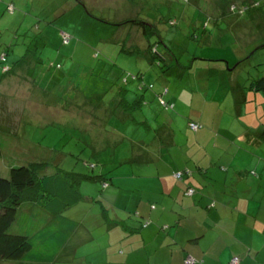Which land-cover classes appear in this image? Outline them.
<instances>
[{"label": "rangeland", "instance_id": "obj_1", "mask_svg": "<svg viewBox=\"0 0 264 264\" xmlns=\"http://www.w3.org/2000/svg\"><path fill=\"white\" fill-rule=\"evenodd\" d=\"M76 1L16 0L13 13L7 9L11 0L0 3V60L6 55L7 64L13 65L27 49H32L24 62L18 64L26 68L17 71L16 82L9 85L7 94L1 92L5 81L0 84V133L7 141L17 142V150L6 153L0 160L2 176L8 174L14 155L27 153L31 158L38 157L34 162L42 164L41 169L46 171L56 170L57 163L61 169L78 173H90L93 167L94 173L99 172L109 180L110 188H120L123 198H128L132 186L136 193H160L164 185L173 187L174 173L182 170L177 158L181 153L197 162L194 171L200 177L201 158L210 166L213 161L210 160L221 153L215 148L216 139L222 143V138H214L218 133L222 132L236 146L228 153L232 161L237 150L250 146L251 139L263 131L264 94L251 90V83L264 76V48H261L264 39L260 44L255 28L257 17L246 23L239 12L224 10L232 3L217 11L215 5L223 6V0H213L214 4L210 0H82L89 12L76 6ZM75 10L84 16H76ZM132 10L136 13L134 18L157 20L155 24L165 44L158 46L164 61L152 64L145 58L138 60V56L126 54L134 45L147 48L132 44L139 42L131 39L136 35L134 32L118 31L131 25L116 30L113 26L130 18L127 11L131 14ZM43 11L46 18L41 16ZM224 12L226 16H222ZM38 32V38L33 39L30 33L35 37ZM62 32L70 36L69 43H63ZM140 71L143 81L138 82L133 76ZM19 77L23 79L20 83ZM118 83L127 86L129 100L139 96L140 104L118 106L114 101ZM138 86L143 88L140 95L135 90ZM163 92H167L164 99L170 100L169 109L157 95ZM44 99L48 104H43ZM85 112L86 129L78 126ZM118 113L126 119H121ZM193 121H200L208 133L200 141L196 140L198 131L190 126ZM106 125L108 128L101 127ZM107 134L109 139L104 137ZM235 134L244 136V141L239 137L237 143ZM106 139L111 142L108 146ZM147 158L152 163H146ZM225 176L222 174L223 180ZM188 180L176 181L179 190L186 188L182 184L187 185ZM217 180L218 174L214 182ZM86 191L97 200L108 193L102 183H83L80 192L85 197ZM146 196L158 204L160 211L159 202L164 195ZM106 198L118 204L113 207L104 203L109 213H117L121 220L132 213L131 207L126 210L125 199ZM102 209L99 203L83 202L64 214L81 222L83 232L93 240L70 247L69 257L60 252L55 264H107L109 243H114L118 254L122 251L124 256L128 254V249L121 246L128 239L120 231L126 235V230L119 226L108 232ZM151 214L148 212L147 217ZM164 219L171 221L173 217L167 215ZM157 224L153 222L151 229ZM186 224L190 227L192 221ZM163 225L171 226L167 233L158 225L161 234L156 238H145L146 243H135L136 238L130 241L135 243L139 256L150 254V249L156 246L151 261L138 257L128 264H187L183 249L186 247L175 243L176 235L183 237L187 232H176L173 223ZM165 233L172 235L161 247ZM78 235L79 229L67 243H84ZM157 239L160 241L156 242ZM63 255L69 260L64 261ZM0 264L25 263L0 260Z\"/></svg>", "mask_w": 264, "mask_h": 264}, {"label": "crops", "instance_id": "obj_2", "mask_svg": "<svg viewBox=\"0 0 264 264\" xmlns=\"http://www.w3.org/2000/svg\"><path fill=\"white\" fill-rule=\"evenodd\" d=\"M3 1L4 0H0L1 5ZM10 5L14 6L16 9V0H11ZM44 13L45 12L43 11L41 16L46 18ZM74 13L78 17L84 16L78 15L76 10ZM84 14H86L85 11ZM127 15H130V18L124 19L122 22L128 21L129 19H137L134 18L136 13L133 12V10L131 14L127 11ZM113 26L115 30L117 27H121L118 26V23ZM126 28L119 29L118 31H125L129 34H133L134 32L136 35L131 39L139 42L132 44H141L143 47L148 45L142 31L139 28ZM144 49L146 48H143L142 50ZM143 58L138 57L137 59L140 60ZM12 66L14 67V71L11 75L5 76V79L3 80L5 82L1 86V92L3 91L2 93L7 94L6 89H10L9 85H13V83L16 82L15 79L18 77L17 71L22 69L25 70L26 68L22 65L14 64V62ZM22 81L23 79L19 77V83ZM32 82L35 88L38 89L36 82L34 80ZM137 89L136 91L138 95H140L142 93L141 89L143 88ZM162 94L157 93L158 97ZM46 95L47 93L45 96ZM164 96V98L167 97L166 94ZM136 98H138V96H136ZM44 100L43 104H48L47 99ZM129 101L133 102L132 100ZM164 101L166 100L164 99ZM166 102L170 104V100ZM116 104L118 105L119 102ZM173 107H175L174 104ZM103 112L104 111L101 110L102 114ZM105 115H108V113L106 112ZM117 115L121 119H126L125 116L119 113ZM84 117H86V112L82 117H80L79 121L81 122H78V126L86 129ZM129 118H131V116H129ZM103 119L106 120V118ZM199 123L200 125L202 124L198 121V124ZM101 127L108 128L107 125ZM245 131L246 128L242 131V135H244ZM220 133H218V137L214 134L213 135L215 136L214 138H222V143L219 144V139H216L215 144V148L221 150V153L216 158H212L210 160V162L213 160L210 166L205 159L203 160V157L201 158V161L198 162L200 163L198 165L200 177H197L194 171V167L197 165V162L193 161L192 158L183 153L177 157L179 160L178 167H181L182 170L189 169L193 172V176L189 178L187 185H182L186 187L191 186L197 189L198 192L194 197H188L185 194L183 195L182 193H184L186 188H180L179 190V183H177L176 180L171 188L164 185L160 190V193H136V188L133 190L132 186V190H130L128 198L122 197L119 193L120 188H110L112 184H110L108 188H105L108 193L103 197L106 198L108 196L115 199V201L125 199V204L127 206L126 210L131 207L130 211L132 212L130 216L126 220L121 221L120 224L116 223L120 218L117 213L114 215L112 213L106 214L110 218L111 216H114L112 220L115 221L114 225H108V232L112 231L114 228L116 230L117 227L121 226V228L126 230V235L123 231H120L121 236L128 239L125 244H121V246H125L128 249V254L126 256H124V251L118 254L117 249L114 248V243H109L108 248H110L111 253L108 254L106 258L107 264H128L137 260L138 257H143L148 262L151 261V255L157 252V247L155 246L151 248L150 254L147 253L139 256V253L135 248V243H146L145 238L150 240L151 237L156 238L159 236L161 233L158 232L160 229L158 228V225H163L164 223H173L176 225L178 228L176 229V232L178 233L182 230L187 232L183 237H179L178 235L175 236V243H181L183 247H186V250L183 248L187 253L184 257L185 260L188 256H192L200 261L199 264H229L233 257L239 256L242 259L241 264H264V144L260 141L259 137H253L250 141V146H245L244 148L237 150L233 160L231 161L229 160L228 153L235 149L236 146L230 143L229 140H227L225 136H222ZM206 135H208V133L202 126V128L198 130L196 140L200 141V138ZM234 137H236L235 141L240 143V139L244 136L235 134ZM212 138L213 137H210V140H212ZM242 140L244 141V138ZM142 144L144 145V143ZM224 144L225 147L223 148ZM167 151L169 152L168 146ZM163 156L164 155L161 153L160 157ZM147 159L149 160L146 163H152L153 160L150 158ZM224 173L226 175L225 180L222 179V174ZM217 174L219 181L217 180V182H214ZM193 184H195V186ZM86 187L89 189V185ZM146 194L153 196H158L159 194L164 195L162 197L164 200L160 199L159 202L161 207L160 211L158 209V204L156 205L150 201ZM88 196H90L91 199V197L94 198L95 195L88 194ZM103 197L96 198H99L104 203L106 202L107 204L109 203V205L111 204L113 207L118 206V204L114 201L108 202L106 200L107 198L105 199ZM87 202L92 203L90 200L84 201V203ZM153 206H156L155 209H153ZM148 212H152L150 218L147 217ZM101 215L105 216L103 212ZM167 215H171L173 219L171 221L165 220L164 218ZM141 219H143V221H152V224L153 222H157L158 224L152 229L151 224V227L143 230V233L141 234L138 231L140 230ZM104 220L106 221V218ZM187 221H192V225L190 227L187 226ZM78 223V229L81 234L78 235V239L84 243H67L65 248L61 251V254L65 253L66 257H69L70 247L75 248L77 246L76 244L82 245L93 240L92 237H88V234L85 235L83 232L85 229L83 224L81 222ZM103 223L105 224L104 221ZM171 235L172 233H169L168 235L165 233V235H163L165 237L160 242L161 247L167 243L166 240H170L169 237H171ZM133 238H136V242L130 243ZM158 241L160 240L157 239L156 242ZM65 256L63 255L62 259L64 261H68L69 259H64L66 258Z\"/></svg>", "mask_w": 264, "mask_h": 264}, {"label": "trees", "instance_id": "obj_3", "mask_svg": "<svg viewBox=\"0 0 264 264\" xmlns=\"http://www.w3.org/2000/svg\"><path fill=\"white\" fill-rule=\"evenodd\" d=\"M184 1L190 2L191 0ZM209 2L212 3L213 0ZM223 2V6L219 4L215 5V7L218 6L216 8L217 11H220L219 8L228 6L232 3L230 7L224 10L229 11L230 9V12H239L240 16L243 15L242 17L246 18V23L250 22V20L252 21L255 17L259 19L256 24L258 27L255 26V28L258 29V36L261 38V44V41L264 39V0H223ZM76 4V6L86 9V5L82 0H77ZM212 4H214V2ZM15 10L14 6H8V11L13 13ZM226 14L227 13L224 12L222 16H226ZM155 22H157V20H153L150 17L149 20L137 18L118 23L119 26H126L129 24L132 27L139 28L148 44L147 48L144 50L135 45L134 47L131 46V49L129 48L126 54L136 55L139 58L145 57L152 64L164 61L163 56L159 53L158 47L160 45H165L163 44L164 39ZM113 24L115 25L116 23ZM38 34L40 33L38 32L34 37L33 33H30L33 39H37ZM61 34L64 36V39H62L63 43H69L70 36L68 33L62 32ZM152 38H156V40ZM261 48H264V43ZM31 51V48L27 49V53L21 56L22 58L14 64L23 63L24 59L29 56ZM7 63L8 60L6 55H3L0 60L3 75L0 79V84L3 83L5 76H8L14 71V67ZM133 79H137L138 82L140 80L143 81L142 71L133 76ZM126 83H128V81ZM116 86L117 89L114 92V101L119 102L118 106L124 105V107H128V105L131 104L135 107L140 104L137 98L134 100V103H130L127 98L130 91L126 89V85L122 86L118 83ZM137 88H140V86ZM251 88L252 91L262 92L264 94V76L255 79L251 83ZM166 93L167 92H163L164 95ZM163 94L160 95L161 98L159 96L161 104L169 108L170 104L164 101L163 98L165 96ZM253 98H256V95ZM163 102H165V104H163ZM198 125L199 129L202 128L200 124ZM109 136L110 134L104 135L106 138ZM258 137L264 144V126L263 131L259 133ZM13 141L12 139L7 141L0 133V160L5 158L6 153L11 152L13 154L14 151L17 150L15 147V143L17 142ZM110 144L111 142H109V140L105 141V145L108 146ZM13 157L14 163L9 162L8 174L4 176L0 174L1 261H14L25 264H55L58 258L57 255L65 248L67 241L71 239V236L76 232L79 226L78 222L68 218L64 214L70 209L77 208L78 205L86 200L101 204L103 208L102 212L105 215L104 217L108 225L115 224V221L106 215L109 213V210L105 207L102 200H97L92 197L90 199V196L85 197L80 192L83 183H102L104 188L110 186L109 180L99 172L94 173L95 169L93 167H91L92 172L90 173H78L73 170L61 169L60 163H57L56 170L46 171V168L44 170L41 169L43 166L42 164L34 162L38 157L31 158V155L27 153L16 154ZM15 158L18 160L15 161ZM178 173H182L183 176L177 178L176 174ZM192 176L193 172L189 169L174 173V179L177 182L184 181ZM197 192V189L194 187L187 186L184 194L188 197H194ZM153 209H155V206H153ZM121 221L123 220L119 218L116 223L120 224ZM140 222L139 233L150 228L152 224V221L149 220L143 221V219H141ZM170 227V225H162L161 229L167 233ZM190 259L193 261L191 262ZM235 260H237V262H234ZM186 263L199 264L200 261L192 256H188L186 258ZM241 263V257L235 256L229 264Z\"/></svg>", "mask_w": 264, "mask_h": 264}, {"label": "built area", "instance_id": "obj_4", "mask_svg": "<svg viewBox=\"0 0 264 264\" xmlns=\"http://www.w3.org/2000/svg\"><path fill=\"white\" fill-rule=\"evenodd\" d=\"M163 104H165V102H163ZM191 127H192V129L193 130H195V131H197V130H199V125L198 124H196V123H191V125H190ZM183 176V174L182 173H178V174H176V177L177 178H181ZM190 261L192 262L193 260L192 259H190ZM234 262H237V260H235Z\"/></svg>", "mask_w": 264, "mask_h": 264}]
</instances>
